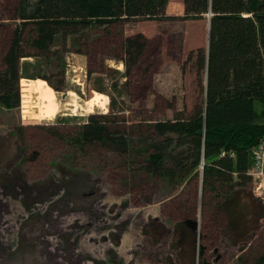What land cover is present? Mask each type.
I'll return each mask as SVG.
<instances>
[{"label": "rangeland", "instance_id": "rangeland-1", "mask_svg": "<svg viewBox=\"0 0 264 264\" xmlns=\"http://www.w3.org/2000/svg\"><path fill=\"white\" fill-rule=\"evenodd\" d=\"M183 1H169L172 20L96 25L65 41L59 34L49 56L27 46L24 79L46 80L55 106L51 116L34 118L20 80V106L0 105V264H251L264 254V208L252 184L238 188L237 235L203 192L201 175L173 188L144 167L149 125L188 115L204 99L188 59L208 49L211 15L184 18ZM18 3L0 0L3 43L20 22L13 19ZM140 32L148 43L126 65L123 41ZM93 114H110L111 131L132 135V147L80 148L54 134L74 132ZM186 217L198 222L195 250L177 244L176 222Z\"/></svg>", "mask_w": 264, "mask_h": 264}, {"label": "trees", "instance_id": "trees-1", "mask_svg": "<svg viewBox=\"0 0 264 264\" xmlns=\"http://www.w3.org/2000/svg\"><path fill=\"white\" fill-rule=\"evenodd\" d=\"M169 1L19 0L13 19L20 22L14 23L4 43L0 24V105L19 107L22 92V98L33 97L34 118L51 116L55 105L48 103L50 96L43 91L44 84L49 86L47 81L24 79L21 61L30 56L27 46L49 56L59 34L65 41L96 25L178 18L167 15ZM183 3L184 18L196 20L211 15L208 49L200 46L190 52L188 59L196 64L204 99L188 115L179 112L172 120H157L149 125L152 137L142 150L146 156L144 167L153 175H161L173 188L201 175L203 192L211 193L219 210L225 211L229 229L240 235L238 188L251 184L248 172L254 164L252 148L264 138V0ZM147 40V35L140 32L123 41L126 65L141 57ZM204 77L206 86L202 84ZM99 94L88 103L96 105ZM111 123L110 114H93L74 132L54 134L74 147L104 142L116 146L119 152H127L134 138L126 131H111ZM154 223L152 220L151 226ZM197 226L194 218L177 221V244L195 250ZM251 264H264V254Z\"/></svg>", "mask_w": 264, "mask_h": 264}, {"label": "built area", "instance_id": "built-area-1", "mask_svg": "<svg viewBox=\"0 0 264 264\" xmlns=\"http://www.w3.org/2000/svg\"><path fill=\"white\" fill-rule=\"evenodd\" d=\"M254 164L248 174L252 176L253 194L264 204V138L259 145L252 148Z\"/></svg>", "mask_w": 264, "mask_h": 264}, {"label": "bare ground", "instance_id": "bare-ground-1", "mask_svg": "<svg viewBox=\"0 0 264 264\" xmlns=\"http://www.w3.org/2000/svg\"><path fill=\"white\" fill-rule=\"evenodd\" d=\"M73 98L75 97V92L73 91V92H71V94H70ZM74 102H76V101H74ZM73 102V103H74ZM75 104V103H74ZM74 104H71V105H74ZM60 105V104H59Z\"/></svg>", "mask_w": 264, "mask_h": 264}, {"label": "water", "instance_id": "water-1", "mask_svg": "<svg viewBox=\"0 0 264 264\" xmlns=\"http://www.w3.org/2000/svg\"><path fill=\"white\" fill-rule=\"evenodd\" d=\"M209 31H210V20H209ZM202 165H203V166H202V169H203L204 166H205V165H204V161L202 162Z\"/></svg>", "mask_w": 264, "mask_h": 264}]
</instances>
